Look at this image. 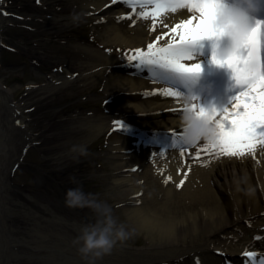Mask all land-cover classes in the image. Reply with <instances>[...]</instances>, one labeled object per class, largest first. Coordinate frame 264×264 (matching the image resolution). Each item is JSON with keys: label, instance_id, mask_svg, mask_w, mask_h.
Here are the masks:
<instances>
[{"label": "bare ground", "instance_id": "6f19581e", "mask_svg": "<svg viewBox=\"0 0 264 264\" xmlns=\"http://www.w3.org/2000/svg\"><path fill=\"white\" fill-rule=\"evenodd\" d=\"M80 1L104 23V36L115 45L107 51L87 47L92 53L85 62L93 64L100 74L115 68L128 73L105 85L107 105L117 116L102 118L93 127L101 131L119 120L125 128L134 130L132 138L110 145V186L125 219L147 234L149 244L129 251L125 246L117 252L113 248L99 258H84L77 251L78 245L75 257L67 254L68 249L73 250L72 238L62 232L40 233L37 228L31 232L30 242L13 236L6 218L10 212L7 175L30 137L19 105L12 100V90L0 81V264H19L16 247L32 242L34 248L45 251L44 264H88L89 259L94 264H176L172 261L181 257L189 258L191 264H238L233 262L244 260V254L254 250L257 256L251 264H264V149L257 145L254 155L239 158L204 151L197 157L205 141L190 148L181 140L183 99L178 101L159 92L176 87L183 96L191 97L197 111L206 110L217 90L210 91L212 83L230 76L229 69L211 62L213 41H201L193 51L194 59L185 61L200 63L201 72L172 84L126 59L130 50H146L154 41L166 46L173 39L171 29L195 13L185 7L153 18L141 15L151 11L152 5L141 7L129 0ZM262 2L259 0L258 5ZM3 3L0 0V42L7 18ZM173 140L174 147L170 146ZM182 179L185 182L177 189Z\"/></svg>", "mask_w": 264, "mask_h": 264}, {"label": "rangeland", "instance_id": "374dc122", "mask_svg": "<svg viewBox=\"0 0 264 264\" xmlns=\"http://www.w3.org/2000/svg\"><path fill=\"white\" fill-rule=\"evenodd\" d=\"M2 7L7 18L1 29L0 81L12 90L30 137L7 175L6 218L13 236L30 242L31 232L39 228L40 233L62 232L73 241L85 225L100 218L88 207L65 206L66 191L79 187L134 230L129 240L117 242L116 252L123 246L128 251L148 246L147 234L125 219L110 186V145L132 138L134 130L93 127L102 118L117 116L107 105L105 85L128 74L118 68L100 74L85 62L92 53L87 47L114 49L104 36V23L80 0H4ZM81 147L85 155H80ZM32 243L16 247L19 264L45 263V251ZM72 247L67 254L75 257L76 245ZM190 261L181 257L172 262Z\"/></svg>", "mask_w": 264, "mask_h": 264}, {"label": "snow or ice", "instance_id": "6c2138e0", "mask_svg": "<svg viewBox=\"0 0 264 264\" xmlns=\"http://www.w3.org/2000/svg\"><path fill=\"white\" fill-rule=\"evenodd\" d=\"M115 2L116 0H113V3ZM129 2L139 4L141 7L152 5L151 11L141 13L144 17L151 15L155 18L163 12H175L178 8H185L184 5H187L186 8L195 15L171 29L173 39L166 46L161 47L155 41L148 43L146 50L142 48L130 50L131 54L126 55L127 61L136 62V67H146L155 78L163 82L171 83L180 78L198 75L201 72L200 63L185 61L194 59L193 51L201 41H215L219 38L220 33L212 27L216 8L219 7L218 0H129ZM156 39L158 41L160 37ZM211 62L231 71L232 79L239 91L233 98L230 110L225 109L222 113L215 110L209 113L204 109L198 111L200 115L213 120L215 138L212 142H205L203 148L197 150L196 156L199 157L201 151L237 158L246 154L254 155L257 145L264 149V22L257 21V26L248 33L245 42L231 60L218 58L213 44ZM159 92L178 101L184 97L176 87L163 88ZM196 108L197 106L193 104L184 105L182 111H197ZM17 123L19 124V121ZM112 124L115 130L125 127L119 120L112 121ZM175 145L176 141L173 140L170 146ZM183 152L184 149L181 155ZM184 182L183 179L180 180L176 188H181ZM246 255L251 257L253 254L248 252Z\"/></svg>", "mask_w": 264, "mask_h": 264}, {"label": "clouds", "instance_id": "9594fccd", "mask_svg": "<svg viewBox=\"0 0 264 264\" xmlns=\"http://www.w3.org/2000/svg\"><path fill=\"white\" fill-rule=\"evenodd\" d=\"M218 4L212 21V27L220 33L219 38L213 41L215 54L218 58L231 60L245 42L248 33L257 26L259 20H255L253 14L258 10V0H218ZM250 17H253L252 21ZM222 38H226V45H221ZM183 102L185 106L190 105L191 97L184 96ZM181 119L183 143L195 144L200 140H214L213 120L191 110L184 111ZM76 150L73 147L72 151ZM79 153L85 155L86 150L81 147ZM65 206L70 209L88 207L100 217L96 223L85 225L80 235L72 241L78 245L77 251L84 258H99L108 254L117 242L123 243L133 235L134 230L127 228L124 223L117 222L110 207L99 203L92 194L84 193L79 187L66 191ZM88 264H94L93 259H89Z\"/></svg>", "mask_w": 264, "mask_h": 264}]
</instances>
